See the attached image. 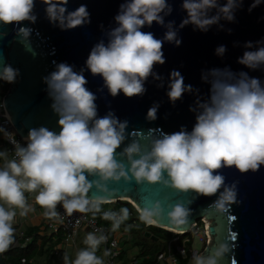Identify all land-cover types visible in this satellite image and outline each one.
I'll return each instance as SVG.
<instances>
[{
  "label": "clouds",
  "instance_id": "1",
  "mask_svg": "<svg viewBox=\"0 0 264 264\" xmlns=\"http://www.w3.org/2000/svg\"><path fill=\"white\" fill-rule=\"evenodd\" d=\"M46 5L45 15L49 23L62 31L72 30L90 23L86 5L74 11L67 8L68 0H40ZM36 0H0V26L13 25L15 37L26 49L30 48L32 29L21 26L25 22L35 24ZM264 3L253 0L248 11ZM244 0H182L181 9L186 13L179 28L174 21L165 23L173 8L168 0H125L114 17L115 27L95 44L84 68L79 71L66 63L55 65L54 71L43 78L51 99V109L58 116L59 132L47 127L29 130L25 143L15 139V134L0 127V135L13 145L10 155L0 150V254L7 252L16 242L14 228L17 215L26 217L34 212L26 194H35L34 203L42 208L47 220L61 222L62 214H101L111 222L116 232L129 219V210L102 211L105 196H111L108 183L121 180L136 184L161 185L181 194L195 193L196 197L216 196L213 205L219 214L228 212L237 204V186L227 185L219 170L235 168L240 173L256 172L264 166V81L250 77L247 72H233L230 68L211 69L202 72V82L210 85L206 99L198 97L190 111L195 114L191 131L181 128L172 134L160 133L146 136L147 147L133 139L122 151L117 152L127 138V121H120L114 113L98 117L97 96L86 87L85 70L103 80V87L112 97L123 94L132 98L143 96L149 77L165 87L163 78L153 71L154 66L165 63L163 44L174 43L179 47L180 29L191 25L194 30L207 33L220 22H235V13L242 9ZM153 23L166 29L163 39L151 32L142 31ZM230 31V30H229ZM7 33L0 32V38ZM246 51L237 63L256 71L264 69V40L247 42ZM226 47L215 49L217 57H223ZM20 72L10 64L0 67V81L13 84ZM166 95L173 105L184 94L194 89L186 85L179 71L169 74ZM198 91V90H196ZM159 104L149 108L146 119L155 121ZM127 160L130 167L118 162ZM95 188L104 197L88 198ZM189 207L177 203L168 213V220L175 226H186L191 216ZM162 211L159 203L151 210L139 211V221L147 226L159 223ZM232 220L235 217H231ZM132 225H128V231ZM107 237L103 233L86 234L81 248L70 260L64 255V264H105L97 255ZM233 243L219 244L215 251L205 256L194 253L192 264H219L235 247ZM111 253L104 251L103 256Z\"/></svg>",
  "mask_w": 264,
  "mask_h": 264
},
{
  "label": "water",
  "instance_id": "2",
  "mask_svg": "<svg viewBox=\"0 0 264 264\" xmlns=\"http://www.w3.org/2000/svg\"><path fill=\"white\" fill-rule=\"evenodd\" d=\"M124 2L125 0H68L69 11H74L82 4L87 6L90 23L62 31L49 23L45 15L46 5L36 0V23L25 22L21 25L33 30L28 49L15 37V26H0V32L7 33L6 37L0 38V67L10 64L20 72L16 82L10 84L4 96L6 108L20 135L26 138L30 129L41 126L60 131L57 126L58 116L51 109L52 101L48 97L43 78L54 71L58 63L74 66L76 71L84 68L92 47L102 39L107 43L105 33L116 26L114 17ZM168 3L172 5L173 11L165 17V23L174 21L175 26L179 28L186 17V13L181 9L182 0H168ZM252 3L253 0H244L242 9L235 13V22L222 20V29L220 26H212L207 33L194 30L191 25L180 29V46L165 42L162 47L165 63L156 65L153 69L163 78L165 87H158L160 82L149 77L143 96L128 98L120 94L112 97L103 87V80L85 70L84 76L88 81L86 87L97 96L95 103L98 117L112 112L120 121L128 122L127 138L117 152L122 151L133 139H138L142 147H147L146 139L141 138L139 134L146 136L149 130L156 136L160 133L172 134L181 128L191 131L195 124V114L189 109L194 106L198 97L206 99L209 94L210 85L201 80L204 71L227 67L233 72L244 71L250 77L264 81V69L251 71L237 63L238 58L246 51L245 43L255 44L264 40V3L249 12ZM142 31L151 32L155 38L163 39L166 29L153 23ZM221 45L226 47L222 58L215 55V49ZM173 70L179 71L185 84L194 89L192 94H184L174 105L166 95V84ZM153 104H159L160 107L157 119L150 122L146 115ZM118 162L122 163L126 170L130 167L127 160L121 159ZM219 172L224 175L227 185L235 183L237 186L238 203L232 205L224 214L215 210L213 202L216 196L196 197L195 193L181 194L161 185L146 183L138 186L131 177L127 183L123 180L118 183L109 182L107 187L113 194L105 196V203L130 199L138 211L151 210L159 203L162 211L159 223L186 229V232L190 231L198 220L207 217L211 221L208 231L212 241L202 251L205 256L211 255L221 243L231 246L235 235V247L219 264H233L234 261L235 264H264V166L256 172L240 173L235 168H224ZM97 197H104V194L95 188L90 190L88 198ZM177 203L191 210L192 214L186 226H175L168 220V213ZM231 217L235 219L232 220ZM144 235L152 240L158 239L151 228L147 229ZM15 236L16 242L8 251L19 246L20 233L15 231ZM7 252L0 254V264H6L4 257Z\"/></svg>",
  "mask_w": 264,
  "mask_h": 264
},
{
  "label": "trees",
  "instance_id": "3",
  "mask_svg": "<svg viewBox=\"0 0 264 264\" xmlns=\"http://www.w3.org/2000/svg\"><path fill=\"white\" fill-rule=\"evenodd\" d=\"M5 91L9 89V84L5 83ZM126 207L129 210V219L122 224L124 227L131 225L136 221V225L130 228L132 233L137 234L136 245L140 248V253L138 257L143 259L146 264H156L157 256L167 249L168 243L173 240L175 235L165 229L157 226H147L139 221V211L135 205L128 200H118L114 202L104 203L102 205V211H119L120 208ZM91 218L97 219L101 225L106 227H111V222L102 218L101 214H97L95 217L91 213H87ZM48 220L44 221L43 225L39 226H28L26 230L22 233L19 246L11 249L5 254L6 264H59L54 260L57 256L58 247L63 244L65 240V234L63 231L58 233H50L47 229ZM199 225H203L199 221ZM151 228L153 234L156 236V240L145 237L143 234L145 230ZM185 236L180 237L176 242H173L172 246L175 248L183 243ZM193 244V239L191 238L187 243V249H191ZM182 262H188L187 260H182Z\"/></svg>",
  "mask_w": 264,
  "mask_h": 264
},
{
  "label": "built area",
  "instance_id": "4",
  "mask_svg": "<svg viewBox=\"0 0 264 264\" xmlns=\"http://www.w3.org/2000/svg\"><path fill=\"white\" fill-rule=\"evenodd\" d=\"M4 96L0 95V127H4L7 131L15 134V139L19 141L21 144L25 143V137L19 134L17 129L15 128L12 118L9 114L8 109L6 108ZM0 141H4L6 143V149L11 155L14 151L13 145L2 135H0ZM58 211L62 214V221L56 222L48 220L47 229L50 233H58L59 231H63L65 234V239L67 241L73 240L83 231L89 232H98L103 233L107 239L100 246L102 255L105 250L109 251L111 255L104 257L106 264H125L121 260L122 248L120 246V241L115 236V232L111 231V227H106L101 225L97 219L91 218L87 213H73L71 217L63 214V209L58 206ZM199 221L204 225H199ZM132 227L136 225V221L132 224ZM209 226V225H208ZM208 226L205 225L204 217L201 220H198L194 223L193 227L190 231L185 233H174L177 235L173 238V240L168 245V249L163 251L157 256L156 264H191L192 256L194 253H199L198 250L187 249L186 243L195 236H200L202 233L203 244L208 245L212 241V236L208 231ZM131 227V228H132ZM186 235V236H185ZM185 236L183 243L181 245L173 248V242H176L180 239V237ZM205 248V247H204ZM204 250V249H203ZM202 253V252H201ZM188 262H182V260H187ZM126 264H146L143 262V259L140 257H133Z\"/></svg>",
  "mask_w": 264,
  "mask_h": 264
},
{
  "label": "crops",
  "instance_id": "5",
  "mask_svg": "<svg viewBox=\"0 0 264 264\" xmlns=\"http://www.w3.org/2000/svg\"><path fill=\"white\" fill-rule=\"evenodd\" d=\"M4 149H6V143L4 141H0V150H4ZM26 195L28 197V202L30 204H33L35 211L29 213L28 216H26V217L22 218L19 215H17V217L15 218L14 228L16 229V231L18 233H20V237H21L22 233L26 230V228H28V226L43 225L44 221L46 220L43 216L44 210L42 208H40L38 205H35V203H34L35 194H26ZM125 228L126 227L121 225L120 229L115 232V236L120 241V246L122 248L121 260L123 263L126 264L128 261L131 260V258L138 257V254L140 253V248H138L139 246H137L135 244L136 242H134V240L137 239L138 236H135L131 232L130 229L128 231H125ZM145 231H144V233H145ZM167 231H169V230H167ZM169 232H171V231H169ZM87 233H89V231L81 232L79 235L76 236L74 241H72L70 243H67L68 241L63 242V244H61L58 247V250H57L58 253H57V256L54 257V260L59 264H64L63 257L65 254L68 255L70 260L75 259L76 253L81 248L85 247L83 244V240H84ZM169 244H170V242L168 243V245ZM167 249H168V247H167ZM97 255L104 259L102 252H101V248H99V250L97 251ZM42 264H45V261L42 262Z\"/></svg>",
  "mask_w": 264,
  "mask_h": 264
},
{
  "label": "rangeland",
  "instance_id": "6",
  "mask_svg": "<svg viewBox=\"0 0 264 264\" xmlns=\"http://www.w3.org/2000/svg\"><path fill=\"white\" fill-rule=\"evenodd\" d=\"M5 83L4 82H2V81H0V95H2L3 93H4V91H5ZM136 207V206H135ZM205 218V217H204ZM204 225V224H203ZM205 225H206V223H205ZM149 229V228H148ZM165 229V228H164ZM135 236H137V234L136 233H133ZM201 235L200 236H195V237H192V239H193V244H192V250H198L199 251V253H201L202 251H203V249H204V247H205V244H203V242H201L202 240H203V238H202V233H200ZM186 236V235H185ZM67 240L65 239L64 240V242H66ZM72 241H74V239L73 240H70V241H68L67 243H70V242H72ZM137 241V239H135L134 240V242H136ZM191 264H192V262H191Z\"/></svg>",
  "mask_w": 264,
  "mask_h": 264
},
{
  "label": "bare ground",
  "instance_id": "7",
  "mask_svg": "<svg viewBox=\"0 0 264 264\" xmlns=\"http://www.w3.org/2000/svg\"><path fill=\"white\" fill-rule=\"evenodd\" d=\"M128 200L130 201V199H128ZM204 221H205L207 226L211 224V221L207 217L204 218ZM154 226H159V227L165 228V229H167V230H169V231H171L173 233H178V234L186 232L185 231L186 229L174 228V227H171V226L161 225L160 223H158V224H156Z\"/></svg>",
  "mask_w": 264,
  "mask_h": 264
},
{
  "label": "snow or ice",
  "instance_id": "8",
  "mask_svg": "<svg viewBox=\"0 0 264 264\" xmlns=\"http://www.w3.org/2000/svg\"><path fill=\"white\" fill-rule=\"evenodd\" d=\"M232 219V218H231ZM233 264H235V261L233 262Z\"/></svg>",
  "mask_w": 264,
  "mask_h": 264
},
{
  "label": "flooded vegetation",
  "instance_id": "9",
  "mask_svg": "<svg viewBox=\"0 0 264 264\" xmlns=\"http://www.w3.org/2000/svg\"><path fill=\"white\" fill-rule=\"evenodd\" d=\"M9 88H10V84H9ZM9 90V89H8Z\"/></svg>",
  "mask_w": 264,
  "mask_h": 264
}]
</instances>
